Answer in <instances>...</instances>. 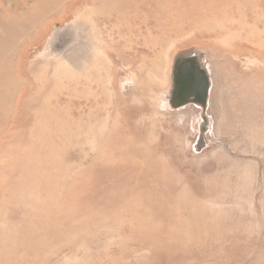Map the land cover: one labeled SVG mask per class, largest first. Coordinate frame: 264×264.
Segmentation results:
<instances>
[{
  "label": "rangeland",
  "instance_id": "374dc122",
  "mask_svg": "<svg viewBox=\"0 0 264 264\" xmlns=\"http://www.w3.org/2000/svg\"><path fill=\"white\" fill-rule=\"evenodd\" d=\"M0 36V264H264V0H0ZM189 51L205 111L165 103Z\"/></svg>",
  "mask_w": 264,
  "mask_h": 264
},
{
  "label": "water",
  "instance_id": "95a60500",
  "mask_svg": "<svg viewBox=\"0 0 264 264\" xmlns=\"http://www.w3.org/2000/svg\"><path fill=\"white\" fill-rule=\"evenodd\" d=\"M211 91L210 71L197 51L179 54L173 64V86L165 103L173 109L194 104L207 110Z\"/></svg>",
  "mask_w": 264,
  "mask_h": 264
},
{
  "label": "bare ground",
  "instance_id": "6f19581e",
  "mask_svg": "<svg viewBox=\"0 0 264 264\" xmlns=\"http://www.w3.org/2000/svg\"><path fill=\"white\" fill-rule=\"evenodd\" d=\"M106 4V3H105ZM102 5H104V3L102 4ZM41 6H43V5H41ZM49 7V6H48ZM45 8V7H44ZM38 9V8H37ZM36 9V10H37ZM42 9V8H41ZM48 9V8H47ZM45 11V10H44ZM104 13H105V11H103ZM39 13V12H38ZM37 14V13H36ZM16 18H17V16H16ZM31 18V17H30ZM105 18L106 19H109V17H108V15H106L105 14ZM222 18V17H221ZM21 19V18H20ZM34 19V18H33ZM9 21H14V20H9ZM8 21V22H9ZM7 22V24L6 25H4L3 26V28L5 29V31H6V35L4 36V38L5 39H9L8 40V42L5 44V46H4V48H6L13 40H12V36H13V38L14 39H16L17 40V37H19V35H20V30H18V26L16 25V24H14V22H9L8 23ZM27 22V21H26ZM87 23V22H86ZM128 26V25H127ZM125 29V28H124ZM89 35V34H88ZM1 38H2V36H0V41H1ZM1 80V79H0ZM2 83V82H1ZM7 93V92H6ZM7 96V95H6ZM7 98V97H6ZM3 100H5V98L3 99ZM8 100V99H7ZM2 107V106H1Z\"/></svg>",
  "mask_w": 264,
  "mask_h": 264
},
{
  "label": "flooded vegetation",
  "instance_id": "af4514ba",
  "mask_svg": "<svg viewBox=\"0 0 264 264\" xmlns=\"http://www.w3.org/2000/svg\"><path fill=\"white\" fill-rule=\"evenodd\" d=\"M210 100V99H209ZM209 105V104H208ZM199 108V107H198Z\"/></svg>",
  "mask_w": 264,
  "mask_h": 264
}]
</instances>
